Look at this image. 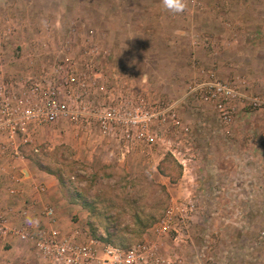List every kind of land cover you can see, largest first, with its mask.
I'll return each instance as SVG.
<instances>
[{"label": "rangeland", "instance_id": "obj_1", "mask_svg": "<svg viewBox=\"0 0 264 264\" xmlns=\"http://www.w3.org/2000/svg\"><path fill=\"white\" fill-rule=\"evenodd\" d=\"M0 41L15 70H45L61 79L77 73L75 92L88 105L159 114L144 130L117 126L112 134L96 123L61 121L40 128L19 156L0 155L8 172L17 168L23 176L29 167L50 188L66 230H89L118 246L158 240L162 254L181 252L183 264L197 262L209 233L222 245V228L209 217L232 212V203L218 199L233 183L225 185L210 169L220 149L231 147L218 134L263 131L264 121L248 111L225 124L201 88L241 77L252 93L264 95V0H187L181 14L161 0H0ZM187 196L197 212L184 242L158 238L167 209ZM258 207L264 215V204ZM256 224L264 232V218ZM253 255L264 259V251Z\"/></svg>", "mask_w": 264, "mask_h": 264}, {"label": "built area", "instance_id": "obj_2", "mask_svg": "<svg viewBox=\"0 0 264 264\" xmlns=\"http://www.w3.org/2000/svg\"><path fill=\"white\" fill-rule=\"evenodd\" d=\"M17 55L16 62L22 57L19 52ZM8 58L0 41V155L5 160L11 154L19 156L20 147L31 142L40 128L61 121L81 122L87 127L96 123L105 134H112L117 126L144 130L159 115L143 111L121 114L109 102L88 105L84 95L75 92L79 90L77 73L61 79L45 70L20 72L8 67ZM89 69L96 74L92 65ZM204 85L202 97L216 102L225 124L248 111L264 121V95L252 93L246 80L236 77ZM258 135L264 143V130ZM147 140L155 139L150 136ZM10 167L0 162V180L8 179ZM24 182L23 177L12 176L8 186L0 183V264H183L179 254H162L158 240L123 248L89 230H66L57 207L44 200L48 186ZM28 190L33 193L28 194ZM195 202L194 197L187 196L185 202L170 206L155 229L158 238L169 236L176 245L184 242L197 212ZM26 214L39 218V225H27ZM206 250L198 252L196 264H217L214 258L207 257Z\"/></svg>", "mask_w": 264, "mask_h": 264}, {"label": "crops", "instance_id": "obj_3", "mask_svg": "<svg viewBox=\"0 0 264 264\" xmlns=\"http://www.w3.org/2000/svg\"><path fill=\"white\" fill-rule=\"evenodd\" d=\"M240 116L242 117L243 114ZM248 126L250 127V125ZM258 129L254 127L243 128L240 132L236 129L234 133L224 132L218 134L220 144L223 146L230 144L231 147L227 149L225 146L220 149L219 161L218 163L215 162V165H212L210 169L211 172L213 170L219 171L225 185L233 183L230 184V187L223 188L218 199L223 205L232 203L233 206L230 208L232 212L227 210L223 212L224 214L220 212V220H215V218H211V214L209 215L215 226L222 228V236L220 237L222 245L216 243V238L212 236L213 233H209L207 240H205L206 245L201 248V250L207 249V257L214 258L217 264H259V261L264 264V259L254 258L253 255L254 252L264 251V241L261 243V240H259L260 244H257V240L264 239V237L260 236L262 234H260L261 230L256 226L258 219L264 218V215H261L258 211L259 207L257 208V204H264V170L260 165L261 158H264V143L258 135V132H260ZM232 137L234 140L231 139ZM262 163L264 164V160ZM14 166H18V162H15ZM16 169L9 171L11 175L8 179L3 177L0 180L3 187L9 185L12 176L23 177L24 183L29 185L36 182L33 171L29 167L21 169L23 176H20L18 169L15 172ZM245 171L248 174L246 180L242 175ZM26 188L29 189L27 186ZM49 192L50 188L44 196V200L52 203L55 199L50 196ZM32 193L31 190H28V194ZM247 203H252L255 208H248ZM58 210L61 212L60 209ZM247 218L248 220H246ZM233 220L236 227L229 228L231 226L229 222ZM179 255L182 256L181 252H179ZM193 264H196V262L194 261Z\"/></svg>", "mask_w": 264, "mask_h": 264}, {"label": "clouds", "instance_id": "obj_4", "mask_svg": "<svg viewBox=\"0 0 264 264\" xmlns=\"http://www.w3.org/2000/svg\"><path fill=\"white\" fill-rule=\"evenodd\" d=\"M163 7L173 14H181L187 8V0H161ZM25 223L32 227H37L40 223L39 218H34L26 214Z\"/></svg>", "mask_w": 264, "mask_h": 264}, {"label": "trees", "instance_id": "obj_5", "mask_svg": "<svg viewBox=\"0 0 264 264\" xmlns=\"http://www.w3.org/2000/svg\"><path fill=\"white\" fill-rule=\"evenodd\" d=\"M40 168H41V167H40ZM60 181H61V180H60ZM73 195H74V194H73ZM80 198H83V197L80 196ZM80 198H79V199H80ZM80 200H83V201H82V204H85L84 206H86V207H87V206H88V207L91 206V204L87 201V200H88L87 198H85V199L83 198V199H80ZM111 239H112V238H111ZM111 239H108V240L111 241V242H113L114 244H116V243L113 241V239H112V240H111ZM121 247H123V248H128V247H130V246L127 245V246H121Z\"/></svg>", "mask_w": 264, "mask_h": 264}]
</instances>
